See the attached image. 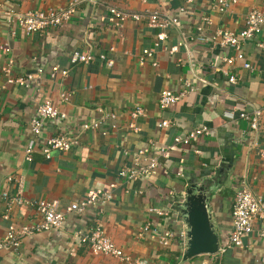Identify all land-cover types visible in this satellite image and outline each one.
<instances>
[{"label":"crops","instance_id":"0c3cea01","mask_svg":"<svg viewBox=\"0 0 264 264\" xmlns=\"http://www.w3.org/2000/svg\"><path fill=\"white\" fill-rule=\"evenodd\" d=\"M70 1L0 3L23 11L64 6ZM74 1L75 12L69 21L40 34L25 35L0 18V43L9 46L11 75L22 77L36 68L43 71L27 87L5 83L1 68L6 55L0 52V192L14 193L15 179L20 178L25 200H55L60 210L89 190H110L112 196L101 214L94 207L80 214L68 213L61 229L32 234L16 249L0 250V264H125L109 255L93 254L87 245L72 241V229L90 227L95 222L117 247L146 264H258L264 260V237L255 234L244 237L242 247L183 260L185 225L178 207L189 184L203 187L219 245L231 230L234 189L244 182L264 197V125L251 131L238 117L240 111L264 107V46L257 45V38L242 45L245 60L253 70L239 63L231 66L238 81L230 84L210 65L213 58L220 63L219 55L230 51L210 48L193 39L198 33L208 34L218 27L237 32L248 8L263 6L264 0H237L224 13L212 8L214 0H194L183 13L178 11L183 0ZM108 6L132 12L159 10L176 17L177 24L163 30V46L182 40L185 43L170 54L154 45L157 28L148 27L142 19H128L118 25L108 13ZM203 17L209 18L208 24ZM144 48L153 49L156 66L150 60L143 65L137 63V55ZM73 51L95 56L103 53L113 64L108 67L96 57L88 63L71 64L68 57ZM54 65L65 69L66 75L49 78L48 70ZM184 80L192 90L170 106L158 109L159 92L178 91ZM60 92H68L66 100L59 99ZM43 99L52 100L65 118L46 122L42 136L35 137L28 121ZM133 106L144 110V115L135 119L136 132L125 126L126 111ZM96 107L116 113L115 131L79 132L80 123L98 116ZM161 119L168 120L169 126L158 128ZM201 125L208 133L187 146H176L168 158H159L154 175L128 184L116 178L117 169L127 163L123 149H141L150 142L152 148L167 145L173 136ZM58 132L77 135L78 143L64 152L52 150L49 158H44L37 150L40 142ZM28 144L33 147L30 161L23 153ZM6 175L13 180L6 182ZM3 212L4 202L0 200V234L8 223L20 225L39 219L29 204L13 206L8 219L2 218ZM146 223L157 233L165 229L174 232L168 246L160 245L149 231L137 235Z\"/></svg>","mask_w":264,"mask_h":264},{"label":"built area","instance_id":"2783aa9c","mask_svg":"<svg viewBox=\"0 0 264 264\" xmlns=\"http://www.w3.org/2000/svg\"><path fill=\"white\" fill-rule=\"evenodd\" d=\"M90 4H95L97 0H83ZM144 1V0H143ZM194 0H183V5L178 8L179 13L186 10V5L192 3ZM237 0H214L212 8L219 12L224 13L228 8L235 4ZM107 11L115 20V23L121 25L126 20L138 21L144 20L145 25L150 28H157L159 31L155 33L154 45L160 46L168 53L177 50V45L184 44V40L179 41L176 45L169 47L163 46V41L166 37L163 31L170 25L177 24V18L169 16L159 10L132 12L122 11L116 9L114 6H108ZM75 12V1H70L64 6L50 7L45 10H23L14 11L9 7H5L0 3V18H4L8 25L15 29H19L25 35L34 33H42L47 29H54L62 26L65 22L69 21ZM205 23H209L208 17H203ZM244 23L241 29L233 32L227 28L218 27L210 31L208 34H197L194 40L203 42L210 46V48L220 47L230 51L228 54L223 53L219 55V61L214 58L210 62L212 68L223 76L230 84H236L238 79L235 74L230 70L231 66L239 63L245 69L253 70L252 66L245 60L242 45L253 38H257V45L264 46V5H252L248 8L244 15ZM201 27H197L199 31ZM0 52L6 55V61L1 71L6 75L5 83L17 84L27 87L30 82L39 78L42 68H36L35 71L25 73L22 77L11 75L12 61L8 57L10 52L9 46L6 43H0ZM105 63L106 66L111 67L113 61L107 58L103 53L96 56L90 52L73 51L69 57L68 62L71 64L88 63L94 58ZM153 49L144 48L137 55V63L143 65L150 60L152 66H156V61L152 59ZM65 69H59L56 65L51 66L48 70V77L53 78L57 74L61 76L66 75ZM192 86L187 80L183 81V86L178 91H170L169 89H162L159 92L157 107L164 109L171 104L175 103L180 98L184 97ZM60 100H66L68 92L59 93ZM98 116L90 121L80 123L78 126L79 132L86 130H99L101 134L107 131H115L118 128L117 115L113 111L102 110L96 107ZM144 110L140 106H133L126 111L127 122L125 126L134 132L138 130L135 124V119L138 116H143ZM238 117L246 121L248 128L251 131L258 130L264 125V107H254L249 112L240 111ZM55 118L64 119L65 113L60 111L57 106L50 99H43L37 103L34 109V114L28 121V128L32 135L35 137L42 136V130L46 122ZM169 126V121L161 119L157 122L158 128ZM208 133L205 126H198L184 132L182 135H175L172 137L171 143L161 145L160 147L152 148V143L149 145L135 150L123 149L122 155L127 160V163L121 165L116 171V178L124 183L138 180L144 177L154 175L158 169L159 158H168L172 149L176 146L184 147L190 142H195L197 139ZM78 143V136L58 132L51 136L45 137L39 144L37 150L43 155L44 158H49V153L52 150L67 151ZM32 145L28 144L23 148L24 159L31 160ZM182 161V158H179ZM6 182L13 180L11 175H6L4 178ZM16 191L8 194L5 191L0 192V200L4 202L3 219H8V212L15 205L29 204L34 208L36 216L39 218L36 222H27L20 225L8 223L3 232L0 234V250L16 249L23 239L26 237L48 230H58L64 226L66 214L74 212L77 214L85 212L87 209L94 207L98 214L103 212V209L111 199L110 190L94 189L87 191L77 201L68 203L64 209L60 210L55 200L36 199L27 201L22 196L21 180L15 179ZM113 186V185H112ZM184 199V198H183ZM182 199V200H183ZM180 201V203L182 202ZM150 210H153L152 208ZM231 230L222 239L218 245V253L224 252L226 249L232 247H242V239L247 236L255 234L258 238L264 237V197L256 192L251 191L248 186L242 182L234 189L232 196V204L230 209ZM150 232L154 235L160 245L168 246L174 232L170 229H165L161 232H156L150 228L149 223L144 224L138 230L137 235L141 236L143 232ZM72 241L79 244H85L93 254H104L114 257L125 264H146L144 261L137 257H132L117 247L113 241L108 237L105 230L99 222H95L90 227L82 229H72L70 233ZM258 264H264L261 260Z\"/></svg>","mask_w":264,"mask_h":264},{"label":"water","instance_id":"95a60500","mask_svg":"<svg viewBox=\"0 0 264 264\" xmlns=\"http://www.w3.org/2000/svg\"><path fill=\"white\" fill-rule=\"evenodd\" d=\"M184 199L178 204L179 213L185 225V248L182 259L202 253L218 251L217 236L212 229L207 209V191L201 186L189 184Z\"/></svg>","mask_w":264,"mask_h":264}]
</instances>
